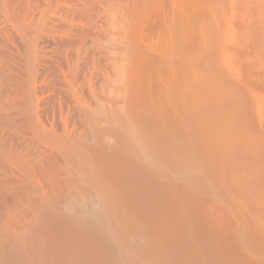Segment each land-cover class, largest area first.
<instances>
[{
  "label": "bare ground",
  "instance_id": "obj_1",
  "mask_svg": "<svg viewBox=\"0 0 264 264\" xmlns=\"http://www.w3.org/2000/svg\"><path fill=\"white\" fill-rule=\"evenodd\" d=\"M262 22L264 0H0V264H264V126L227 46L244 27L264 58Z\"/></svg>",
  "mask_w": 264,
  "mask_h": 264
},
{
  "label": "rangeland",
  "instance_id": "obj_2",
  "mask_svg": "<svg viewBox=\"0 0 264 264\" xmlns=\"http://www.w3.org/2000/svg\"><path fill=\"white\" fill-rule=\"evenodd\" d=\"M263 26H264V22H262V25L261 24L259 25V27H260L259 28L260 29L259 34H260L261 40L264 42V27ZM240 28H238V29H240ZM248 30L244 27L239 30L240 32L238 30H236L235 33H239L238 36L236 34H234L232 37H230L232 39L228 40V42H227L228 43L227 46H229L228 49H230V47H231L232 50L231 49L230 50L232 51L231 53L233 54L232 57L230 55L229 64H230V68L232 67V69H230V70L233 71L235 69V71H236V72L233 71V75H232L233 78L235 79V82H237V84L240 83L241 84L240 86H242L244 84L243 85L244 87L243 86L242 87L245 90H247V92L249 91L250 97L252 98V101L254 104V108L257 111V113H256V115H258L257 118H258V120H260L259 122L262 124V126H264L263 125L264 124L263 123L264 122V119H263L264 118V58L262 57V59H260L261 58V57H259L260 55L256 54V56H257L256 57V56H254L253 53H252L253 55L251 54V57H249V55L251 53V51H249L250 50L249 46L244 47L245 44L248 45L250 40H252L251 37H249V35H250L249 33H251V32H250V30L249 31ZM245 37H246V39H245ZM249 38H250V40H249ZM247 40H249V41L247 42ZM238 43L239 44L241 43V44L239 45ZM242 44H244V45H242ZM239 46H240V48H239ZM247 47H248V49H247ZM238 48H239V50H238ZM245 49H246V51H245ZM243 51H244V53H246L248 51L250 53H249V55H248V53L244 54ZM241 52L243 53V55ZM247 68H249V69H247ZM235 73H238V74H235ZM248 78L250 81L248 80ZM261 103H262V105H260Z\"/></svg>",
  "mask_w": 264,
  "mask_h": 264
}]
</instances>
